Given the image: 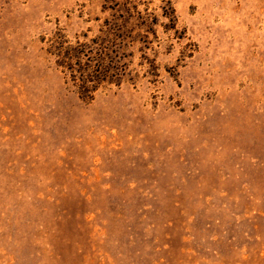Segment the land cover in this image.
I'll return each mask as SVG.
<instances>
[{
  "label": "rangeland",
  "instance_id": "374dc122",
  "mask_svg": "<svg viewBox=\"0 0 264 264\" xmlns=\"http://www.w3.org/2000/svg\"><path fill=\"white\" fill-rule=\"evenodd\" d=\"M124 14L83 101L51 39ZM0 264H264V0H0Z\"/></svg>",
  "mask_w": 264,
  "mask_h": 264
},
{
  "label": "trees",
  "instance_id": "16d2710c",
  "mask_svg": "<svg viewBox=\"0 0 264 264\" xmlns=\"http://www.w3.org/2000/svg\"><path fill=\"white\" fill-rule=\"evenodd\" d=\"M130 19L124 14L106 20L104 30L87 42H71L59 33L52 37L47 51L83 101L106 84L119 85L127 73L131 43L141 37Z\"/></svg>",
  "mask_w": 264,
  "mask_h": 264
}]
</instances>
